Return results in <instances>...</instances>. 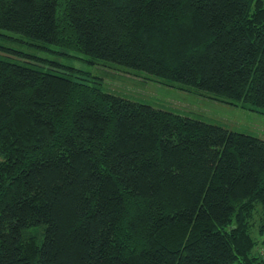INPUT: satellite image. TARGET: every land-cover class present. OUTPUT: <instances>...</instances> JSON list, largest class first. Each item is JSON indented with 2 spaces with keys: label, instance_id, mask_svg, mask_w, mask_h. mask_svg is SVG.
I'll use <instances>...</instances> for the list:
<instances>
[{
  "label": "trees",
  "instance_id": "trees-1",
  "mask_svg": "<svg viewBox=\"0 0 264 264\" xmlns=\"http://www.w3.org/2000/svg\"><path fill=\"white\" fill-rule=\"evenodd\" d=\"M0 29L264 110V0H0ZM263 252L264 140L0 58V264Z\"/></svg>",
  "mask_w": 264,
  "mask_h": 264
},
{
  "label": "rangeland",
  "instance_id": "rangeland-1",
  "mask_svg": "<svg viewBox=\"0 0 264 264\" xmlns=\"http://www.w3.org/2000/svg\"><path fill=\"white\" fill-rule=\"evenodd\" d=\"M0 58L77 76L125 99L264 140V110H248L194 88L167 85L141 71L100 61L92 63L88 56L74 50L32 41L0 29Z\"/></svg>",
  "mask_w": 264,
  "mask_h": 264
},
{
  "label": "built area",
  "instance_id": "built-area-1",
  "mask_svg": "<svg viewBox=\"0 0 264 264\" xmlns=\"http://www.w3.org/2000/svg\"><path fill=\"white\" fill-rule=\"evenodd\" d=\"M262 254H263V259H264V252Z\"/></svg>",
  "mask_w": 264,
  "mask_h": 264
}]
</instances>
